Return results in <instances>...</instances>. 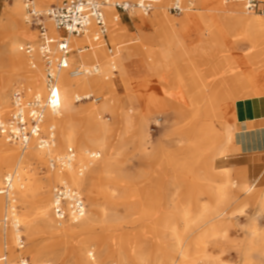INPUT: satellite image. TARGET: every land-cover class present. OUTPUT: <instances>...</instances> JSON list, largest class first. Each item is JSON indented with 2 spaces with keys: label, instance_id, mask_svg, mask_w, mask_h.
Listing matches in <instances>:
<instances>
[{
  "label": "rangeland",
  "instance_id": "374dc122",
  "mask_svg": "<svg viewBox=\"0 0 264 264\" xmlns=\"http://www.w3.org/2000/svg\"><path fill=\"white\" fill-rule=\"evenodd\" d=\"M17 1L24 6L22 0H0V110L9 109L17 87L30 96L39 90L32 87L34 77L43 81L40 71L30 69L29 58L22 51L17 56L13 50L16 43L21 47L37 43L36 34L25 22V7L20 15L14 12ZM183 1H193L195 10L174 15L163 2L164 14L155 8L145 19L152 22L162 14L165 22H148L145 27L139 25L137 10L122 13L119 28L126 37L121 40L113 38L114 27L109 19V41L115 52L118 46L128 49L141 42L155 50L160 36L189 43L190 34L176 25L183 17L201 14L221 21L238 4L235 0ZM36 2L42 11L56 3ZM203 2L209 5L203 6ZM241 8L247 17L264 19V15L249 14ZM214 24L211 32L193 35V40L202 42L208 36L221 43L215 48L203 45L194 52L174 48L166 75L156 64L154 71L148 70L145 66L153 63L152 58L139 55L138 72L131 73L126 82L117 71L111 90L104 87L74 95L76 107L81 110L102 100L76 102V97L93 94L105 99L110 92L109 98L115 103V112L91 118L112 128L104 153L90 148L101 154L100 159L93 160L94 168L108 170L100 178L101 187L95 193L99 197L93 202L80 189L87 205L85 217L61 227L55 222L52 196L61 182L47 179L51 174L48 162L69 148L62 144L57 130V146L50 149L44 161L39 165L30 160L28 170L35 183L25 202L17 190L13 192L25 239L23 250H18L11 228L8 239L3 235L2 219L8 199L0 197L4 204L0 212V258L6 255L7 264L23 258L31 264H182L180 252L188 249L194 264L245 263L246 245L255 242L252 233L264 238V188L255 181L242 183L240 174L224 167L231 163L227 159L234 155L230 147L235 133L246 121V110L256 97L257 89L244 87L241 81L245 77L256 83L264 80V26L233 24L230 32L225 28L230 38L221 39L217 31L224 24ZM103 55L109 56L106 49ZM219 82L224 97L216 103L214 88ZM169 86L173 87L171 91H167ZM258 90L264 91V86ZM233 117L237 127L231 123ZM0 141L18 154L30 151ZM86 158L88 161L89 154ZM90 172L83 171L84 177ZM6 175L2 174L0 187ZM222 190L224 197L220 198ZM43 200L49 206L46 221L40 218ZM23 216L32 221L31 232L24 227ZM185 217L190 221V230L183 233ZM199 236L201 246L195 247ZM248 259L250 264H260L256 253Z\"/></svg>",
  "mask_w": 264,
  "mask_h": 264
},
{
  "label": "bare ground",
  "instance_id": "6f19581e",
  "mask_svg": "<svg viewBox=\"0 0 264 264\" xmlns=\"http://www.w3.org/2000/svg\"><path fill=\"white\" fill-rule=\"evenodd\" d=\"M183 1V0H182ZM54 2V0H45L46 4H50ZM185 4H187L189 1H183ZM187 2V3H186ZM234 2L238 3L235 5L233 11L230 12V15L226 16L225 18H238L240 20L239 24L242 25V22L245 23V25L248 26L247 23H252L256 20V17H247L245 16L244 12L242 11L241 5L238 2V0H235ZM203 6L209 5L206 2H203ZM53 4V3H52ZM162 4H158L156 6L157 10L162 9ZM106 13L108 20L110 19V22L112 23V26L114 27V31L112 32V36L115 40H121L122 38L126 37V33L119 28V20L114 21V19L111 20L112 15H115V9L111 6H107ZM24 10V6L17 1L16 6L14 8L15 14H22ZM163 11V10H161ZM189 11V10H188ZM186 11V12H188ZM210 11V9H208ZM137 18L139 20V25L142 27L147 26V23L150 22L145 19V15L141 11H136ZM164 14V11L161 12ZM159 17L154 18L151 24H158L161 22H165L164 15H158ZM208 15H192L187 14L185 17L182 18L181 21H179L176 25L179 29L183 30L185 33L190 34L189 43L188 42H181L178 41L173 42V39L169 38L168 36H160L158 39V48L154 50V47L152 46H146L142 42L137 45L136 47L128 48V49H122V46H118L117 52H115L114 56H105L103 55V52L105 48L98 46L93 48L92 50H81L76 49L77 47L82 46L84 40L79 38L70 37V41L72 43L73 49L76 53H78L79 57H73L71 56L70 60L71 63L74 65L79 62V59L81 61L82 65H78L73 67V64L71 68H77V69H85L88 68L91 65H97L98 66V73L96 75H85L80 74L78 76H71L69 71H64L59 76V82H60V88H59V95L62 101V107L61 110L58 113H52L51 111L46 112V120L47 123L53 124L56 126V130H58V133L60 135V140L62 144L69 145V148H75L76 149V161L75 165L72 167L66 169L65 171H55L51 170V174L47 178L49 181L54 178L55 180H59L61 183H68L72 187L76 188L77 190H85L86 194L89 196L90 199L95 202L97 198L99 197L96 195V191L101 187L100 185V178L105 173L108 172L106 168L104 169H95L94 165L95 162L93 160H88L86 158V155L91 153L90 148L97 149L99 152H105L106 150V144H107V137L108 134L111 132V129L109 124H98L92 121V117L94 116L101 117V115L106 111H112L115 112V103L112 99L109 98L110 92L105 95V99L103 97H100L101 103L98 105H90L85 109H78L76 107V104L74 102V95L87 91V90H94V89H101L103 90L104 87H107L109 90L112 89L114 86V78L116 77L115 73H119L121 79L123 81H127L130 79V75L133 72H138L136 68V58L139 55H148L150 58H152L153 63L146 65L145 67L148 70L154 71L153 65H158V68L160 72L164 73L166 75L167 70L169 69L168 66L172 64V51L174 48H180L184 50L185 52H194L197 49H199V44L196 43L193 40V33L203 34L206 32H211L209 29H211L213 26H215L214 22L215 20L208 18ZM209 20L211 23L208 25H205V28H199L193 31V33H189V28L196 26L198 21H204ZM224 20V19H223ZM264 22V20H261ZM213 22V23H212ZM231 23V22H230ZM223 25V24H222ZM225 25V27H224ZM219 28L217 31V34L221 35V39H227L230 35H225V31L227 28L229 32L232 29L231 24H224ZM204 26V25H202ZM224 28V29H223ZM49 29L56 35H61L59 31L55 29L53 24L49 21ZM33 31V30H32ZM35 33V31H33ZM36 34V33H35ZM192 36V37H191ZM198 36V35H197ZM230 38V37H229ZM228 38V39H229ZM195 39V38H194ZM252 41V40H251ZM221 42L218 43V41L206 37L202 40L201 45L203 44L206 48H215V46L219 45ZM200 45V46H201ZM254 46V45H253ZM256 47V46H255ZM21 46L16 43L13 47L14 53L18 56L21 53L20 51ZM203 48V47H202ZM215 50V49H214ZM39 61V59H37ZM92 60V62H91ZM252 61V60H251ZM91 62L89 65L88 63ZM95 62L96 64H92ZM247 64V63H246ZM254 64V63H253ZM250 66V65H249ZM171 67V66H170ZM241 71V70H240ZM257 72V71H256ZM255 72V73H256ZM238 74V73H237ZM238 76V75H237ZM165 77V76H164ZM238 80V79H237ZM239 81V80H238ZM210 82V81H209ZM244 87H250L252 89H257L255 96H262L264 95V91H259L258 88L260 86H264V80L258 81L257 83L250 79V77H245L243 81H241ZM171 83V82H170ZM181 84V83H180ZM179 84V85H180ZM32 87H35L39 89L40 91L44 90V83L43 81H40L38 77H34V80L32 82ZM220 82L215 85L214 88V95L215 102L217 103L222 97H224L223 90L220 88ZM173 87H168L167 91H171ZM187 93L190 95V92L187 91ZM90 96V95H86ZM78 97H76V100ZM261 102V101H259ZM5 105L7 104V101L4 100ZM196 103V102H195ZM8 105V104H7ZM260 105V104H259ZM245 108V107H244ZM257 111V110H256ZM127 120V119H126ZM129 124L130 122L127 121ZM247 131V130H246ZM257 136V135H255ZM55 146L57 144L55 143ZM54 146V147H55ZM28 154H18L14 149L9 148L5 145L3 141H0V178L2 177V174L5 172L7 175L5 176V179L8 177H11L13 180V192L14 190H17L20 198L23 202H25L28 194L34 189V183L35 179L34 176L30 173L28 170L30 160H35L37 164H41L47 153L51 151L50 149L40 150L37 149L34 146H31L29 148ZM106 158V163H107ZM76 166V168H75ZM108 166V163L105 165V167ZM82 169L81 171H78ZM89 171L90 175L88 177H84L83 171ZM46 179V180H47ZM222 195L220 198L224 197V192L221 191ZM2 195H0L1 197ZM104 196L107 198V193L104 194ZM5 197V196H2ZM2 199L0 198V212L2 211L3 207ZM7 208V206L5 205ZM49 212V206L45 204V200H43L41 212H40V218L43 221H46L47 216ZM205 214V212H204ZM108 219V216L105 215ZM89 219V218H88ZM201 219H199L200 221ZM24 227L28 229L29 232H31L32 227V221L29 220L27 217L23 216L22 218ZM203 221V220H202ZM18 222L21 225L20 219H18ZM185 228L184 232H187L190 230V221L185 217ZM53 224V223H52ZM3 235L5 239H8V229H2ZM13 238L16 241V231L11 228ZM182 233V234H183ZM253 239H255V242L249 241L246 245V251H245V260L244 264H250L249 259L250 255L252 253H256L259 257L260 264H264V238L262 235L258 234L257 232L252 233ZM201 237L197 240H195L194 246L200 247L201 246ZM1 247V245H0ZM199 254V253H198ZM180 255L183 259L182 264H194L195 259H193L191 256V253L188 249H184L180 252ZM198 257V256H197ZM1 259V258H0ZM248 259V260H247Z\"/></svg>",
  "mask_w": 264,
  "mask_h": 264
},
{
  "label": "built area",
  "instance_id": "2783aa9c",
  "mask_svg": "<svg viewBox=\"0 0 264 264\" xmlns=\"http://www.w3.org/2000/svg\"><path fill=\"white\" fill-rule=\"evenodd\" d=\"M46 11L38 8L36 0H22L26 10L25 22L35 31L36 45L26 44L20 48L28 58L32 71L43 75L44 94L37 90L28 96L24 89L17 87L11 97L8 110H0V139L6 143L27 150L31 146L48 150L55 146L56 126L47 123L46 112L58 113L62 107L59 95V76L69 71L71 76L98 73V66L91 65L85 69L71 68V56L74 53L70 37L84 39L87 44L81 50H92L101 46L110 56L115 50L109 41L110 24L106 16V7L111 6L119 13L130 14L134 10L150 15L156 6L165 2L167 10L174 15H182L188 10H195L193 3L184 4L182 0H54ZM249 14L264 15V0H238ZM50 21L61 33L56 35L48 27ZM39 59V61L37 60ZM42 69V70H40ZM85 100L100 101L93 94L80 96L76 102ZM101 158L99 152H91L90 160ZM76 152L68 148L64 154L49 159V169L65 171L75 165ZM13 180L8 177L0 187V195L7 197L8 204L2 219L3 229L13 228L16 231L18 250L25 248V239L18 222V207L13 193ZM87 213V205L82 193L68 183H60L53 190L52 215L58 226L81 221ZM0 262L7 264V256ZM14 264H31L27 258Z\"/></svg>",
  "mask_w": 264,
  "mask_h": 264
},
{
  "label": "crops",
  "instance_id": "0c3cea01",
  "mask_svg": "<svg viewBox=\"0 0 264 264\" xmlns=\"http://www.w3.org/2000/svg\"><path fill=\"white\" fill-rule=\"evenodd\" d=\"M190 2L194 4L193 1H189L188 3ZM116 12H117V15L113 16L114 21H117V19L121 21L122 13H119L118 11ZM106 16H107V13H106ZM256 20L258 21H254L252 25L250 23H247L248 24L247 26L245 25L244 22H242V25H244L245 27H249V28L264 26V22L261 21L264 19L256 18ZM219 22L220 24L233 25V24H239L240 20L238 18H224V20L221 19V21L218 20L214 23L219 24ZM210 23L211 22L209 20L198 21L196 23L197 27L196 26L191 27L189 28L188 31L189 33L191 32L193 33V31H195L196 29H199L202 27L205 28V25H208ZM197 34L198 33H195V32L193 33V35H197ZM84 42L87 44L86 40H84ZM195 42L199 44L200 48L203 47V44L201 45L202 43L201 41H198V42L195 41ZM79 48H83V47L80 46V47H77L76 49H79ZM76 49H73V50H76ZM74 56L79 57L78 53H76L75 51L72 54V58ZM246 59L247 58L245 57L243 58L242 61ZM201 61L204 62V59H201ZM92 64H96V63L93 62ZM78 65H82L80 59L77 64L75 65L73 64V67L78 66ZM245 115H246L245 116L246 121H244L240 129H238L237 132L235 133V138L230 147V150L234 153V155H232L227 160L231 163H228L224 167V170L230 171L232 173L240 174L242 177L241 179L242 183H244L246 180L249 182L255 181L256 184H260L264 188V95L256 96L251 100L248 106V110H246ZM230 120H231L232 125L233 126L236 125L237 127V124L234 122L235 121L234 117Z\"/></svg>",
  "mask_w": 264,
  "mask_h": 264
}]
</instances>
